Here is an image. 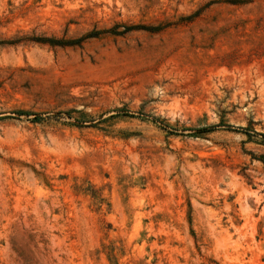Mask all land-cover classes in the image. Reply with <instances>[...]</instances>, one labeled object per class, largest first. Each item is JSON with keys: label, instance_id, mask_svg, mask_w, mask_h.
Wrapping results in <instances>:
<instances>
[{"label": "rangeland", "instance_id": "1", "mask_svg": "<svg viewBox=\"0 0 264 264\" xmlns=\"http://www.w3.org/2000/svg\"><path fill=\"white\" fill-rule=\"evenodd\" d=\"M0 264H264V0H0Z\"/></svg>", "mask_w": 264, "mask_h": 264}, {"label": "trees", "instance_id": "2", "mask_svg": "<svg viewBox=\"0 0 264 264\" xmlns=\"http://www.w3.org/2000/svg\"><path fill=\"white\" fill-rule=\"evenodd\" d=\"M129 29H130V27H126L124 29V31H122V32H125ZM100 33H101V31H99V30H93V31H90L89 33L84 34L81 37L74 38V39L61 40V39H53V38H46V37H36V39H31V40H34V41L39 42V43H47L50 45H61V46H63V45H79L85 38L96 37ZM112 33L119 34V33H115V32H112ZM14 42H16V41H10V43H14Z\"/></svg>", "mask_w": 264, "mask_h": 264}]
</instances>
